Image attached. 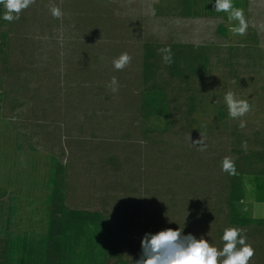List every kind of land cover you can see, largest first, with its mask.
Here are the masks:
<instances>
[{"label": "rangeland", "instance_id": "rangeland-1", "mask_svg": "<svg viewBox=\"0 0 264 264\" xmlns=\"http://www.w3.org/2000/svg\"><path fill=\"white\" fill-rule=\"evenodd\" d=\"M173 1L33 0L19 19H1L7 35L0 44V237L44 230L55 156L66 165V204L103 212L128 262L138 258L146 232L169 228L222 248L221 161L233 160L234 149L264 145V0H246L243 35L230 31L226 13L181 18ZM51 6L62 10L60 19ZM149 41L205 47L209 58L204 76L169 80L167 128L163 118L146 122L139 113L142 47ZM121 53L131 60L116 70L112 61ZM113 77L116 92L108 87ZM228 91L251 111L230 118ZM201 138L203 151L192 143ZM241 208L264 217V202L248 197ZM243 234L253 248V236ZM259 259L254 252L249 264Z\"/></svg>", "mask_w": 264, "mask_h": 264}, {"label": "trees", "instance_id": "trees-1", "mask_svg": "<svg viewBox=\"0 0 264 264\" xmlns=\"http://www.w3.org/2000/svg\"><path fill=\"white\" fill-rule=\"evenodd\" d=\"M210 2L211 0H174L171 6L176 13L174 14L181 18L222 15L223 12L213 10ZM232 3L244 12L246 0H232ZM218 28L220 32H226L222 25ZM6 35V32H0V44H6L3 39ZM165 47L171 48V64L162 58L165 54L160 49ZM142 48L139 113L146 122L150 118H163L164 128H167V117L170 115L167 91L169 80L178 79L187 84L192 76H204L208 71L209 58L205 47H193L190 44L149 41ZM161 70L167 78L162 76ZM194 97L190 95L187 101L189 115L195 110ZM262 143L260 148H250L242 153L234 149L232 161L236 174L225 173L223 221L227 226L218 229L220 238L225 228L237 227L243 233L249 232L254 239V252L261 257L256 264H264V217H252L241 208V203L248 197L255 202H264ZM246 179L251 186L248 193ZM46 188L48 192L43 200L44 230L8 233L0 237V264H132L122 254L120 243L103 212L71 208L66 204V165L55 156H50Z\"/></svg>", "mask_w": 264, "mask_h": 264}, {"label": "clouds", "instance_id": "clouds-1", "mask_svg": "<svg viewBox=\"0 0 264 264\" xmlns=\"http://www.w3.org/2000/svg\"><path fill=\"white\" fill-rule=\"evenodd\" d=\"M33 0H0V19L12 22L19 19L22 10L27 9ZM210 4L216 12L227 14L230 22V31L234 35H243L248 27L242 9L234 7L232 0H211ZM50 14L57 19L63 15L59 7L51 6ZM163 60L172 63L171 48L160 49ZM131 57L127 53H121L113 59L112 66L116 70L124 69ZM108 87L116 92L119 83L115 77L111 79ZM228 116L238 119L251 111V105L247 100L238 98L233 92L228 91L224 95ZM239 126L245 127V121L240 120ZM201 151L206 147L201 138L193 141ZM221 170L229 175L236 174L234 162L229 157L221 161ZM221 241L222 248L218 249L204 236L196 238L192 234H182L180 229H163L155 233L146 232L140 240V253L134 264H249L254 255V249L246 242L243 230L237 227L225 228Z\"/></svg>", "mask_w": 264, "mask_h": 264}]
</instances>
